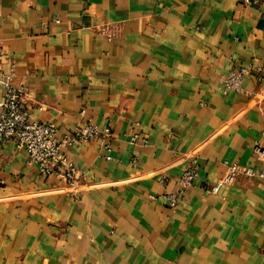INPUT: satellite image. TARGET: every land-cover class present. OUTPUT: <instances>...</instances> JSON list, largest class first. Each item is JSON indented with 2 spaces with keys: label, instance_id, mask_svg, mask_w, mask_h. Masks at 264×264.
<instances>
[{
  "label": "crops",
  "instance_id": "1",
  "mask_svg": "<svg viewBox=\"0 0 264 264\" xmlns=\"http://www.w3.org/2000/svg\"><path fill=\"white\" fill-rule=\"evenodd\" d=\"M0 41L32 121L112 132L68 147L74 185L2 145L0 264H264V177L203 190L225 162L264 171V0H0Z\"/></svg>",
  "mask_w": 264,
  "mask_h": 264
},
{
  "label": "built area",
  "instance_id": "2",
  "mask_svg": "<svg viewBox=\"0 0 264 264\" xmlns=\"http://www.w3.org/2000/svg\"><path fill=\"white\" fill-rule=\"evenodd\" d=\"M258 3L261 0H249ZM109 31L108 27L101 30L102 34ZM3 50L0 41V85L4 88V96L0 101V148L9 140L15 139L16 147L27 154V164L38 167L43 177L56 176L69 185H74L78 179V171L70 161L67 149L75 143H86L94 139L104 141L107 149L111 148L112 132L109 128L101 129L92 122L78 124L73 130L64 135L58 134L57 126L52 123L32 121L27 109V94L23 87H16L12 80L14 73H3L1 64ZM251 73L250 68L240 67L231 71L220 80L223 90L239 93L242 91L244 78ZM84 112H81L83 115ZM138 134L131 137V141H140ZM144 142V140H142ZM254 154L264 159V145L256 144ZM107 159H110L108 156ZM198 160H191L179 179L178 192L166 195L168 205L175 208L183 197L186 189L192 187L198 178ZM226 173L215 184L203 187L208 194H217L223 186L234 184L240 176L264 177V171L256 172L249 167L225 162Z\"/></svg>",
  "mask_w": 264,
  "mask_h": 264
}]
</instances>
